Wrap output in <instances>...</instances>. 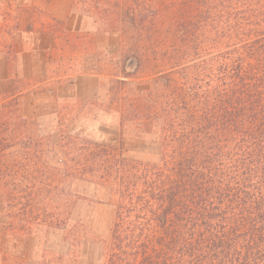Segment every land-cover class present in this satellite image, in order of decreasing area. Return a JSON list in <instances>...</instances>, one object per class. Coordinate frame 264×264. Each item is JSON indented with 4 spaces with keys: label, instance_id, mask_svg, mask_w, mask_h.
I'll return each instance as SVG.
<instances>
[{
    "label": "trees",
    "instance_id": "1",
    "mask_svg": "<svg viewBox=\"0 0 264 264\" xmlns=\"http://www.w3.org/2000/svg\"><path fill=\"white\" fill-rule=\"evenodd\" d=\"M183 5L172 52L182 64L146 81L120 82L131 87L122 134L150 139L156 160L102 145L83 154L92 175L83 179L114 208L99 264H264V0ZM28 122L16 101L0 106L7 207L33 208L20 163L6 160Z\"/></svg>",
    "mask_w": 264,
    "mask_h": 264
},
{
    "label": "rangeland",
    "instance_id": "2",
    "mask_svg": "<svg viewBox=\"0 0 264 264\" xmlns=\"http://www.w3.org/2000/svg\"><path fill=\"white\" fill-rule=\"evenodd\" d=\"M73 1L58 20L44 6L0 0V106L16 101L29 121L6 160L20 163L33 204L7 207L0 193V264H99L114 208L83 179L92 177L85 150L156 160L150 139L122 134L131 87L120 82L182 64L172 52L186 0ZM29 224L42 232H11Z\"/></svg>",
    "mask_w": 264,
    "mask_h": 264
},
{
    "label": "crops",
    "instance_id": "3",
    "mask_svg": "<svg viewBox=\"0 0 264 264\" xmlns=\"http://www.w3.org/2000/svg\"><path fill=\"white\" fill-rule=\"evenodd\" d=\"M20 4H30L42 7L49 15L55 19L64 20L69 17L71 13L70 0H19Z\"/></svg>",
    "mask_w": 264,
    "mask_h": 264
}]
</instances>
